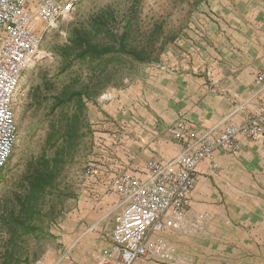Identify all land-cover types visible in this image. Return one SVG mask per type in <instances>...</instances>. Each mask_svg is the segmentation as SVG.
<instances>
[{"label":"rangeland","instance_id":"374dc122","mask_svg":"<svg viewBox=\"0 0 264 264\" xmlns=\"http://www.w3.org/2000/svg\"><path fill=\"white\" fill-rule=\"evenodd\" d=\"M70 1V14L55 29L46 31L39 24L45 57L21 72L15 91L16 142L0 173V205L10 189L8 264H100L101 254L112 248L113 217L120 209L110 193L112 183L122 172L141 177L147 162L159 160L135 163L133 145L128 144V161L120 163V131L97 130L90 112L125 100L131 102L126 111L134 123V98L150 94V82L180 72L182 65L193 76L209 73L206 68L228 57L216 50L220 41L210 27L215 16L232 13L225 1L221 10L215 8V0ZM245 6L235 7V12ZM124 32L125 50L139 52L143 60L118 52ZM84 40L99 53L115 50L82 57ZM73 93L88 95H81L79 109V97L68 103ZM70 115H75L72 134L77 130L72 140L66 135ZM178 124L187 130L182 117L172 130H179ZM228 124L239 123L226 119L209 130H223ZM127 137L137 139L134 133ZM25 154L39 159L37 167L45 175L44 190L23 214L13 194ZM3 238L0 229V241Z\"/></svg>","mask_w":264,"mask_h":264},{"label":"crops","instance_id":"0c3cea01","mask_svg":"<svg viewBox=\"0 0 264 264\" xmlns=\"http://www.w3.org/2000/svg\"><path fill=\"white\" fill-rule=\"evenodd\" d=\"M223 1L232 13L215 16L210 26L220 41L216 50L228 56L222 63L199 76L181 64L180 72L150 82V94L134 98V123L128 121L129 101L90 112L97 130L120 131V163L128 161V144L133 145V161L141 165L178 155L183 144L172 128L179 117L195 140L207 131L217 134L220 130L209 129L226 119L241 123L253 117L264 105V82L258 78L264 72V0H215V8L221 10ZM244 4L246 9L236 13L235 7ZM262 126L257 140L238 136L235 153L217 151L198 165L186 219L164 234L169 259L163 264H264ZM132 132L135 141L128 140Z\"/></svg>","mask_w":264,"mask_h":264},{"label":"built area","instance_id":"2783aa9c","mask_svg":"<svg viewBox=\"0 0 264 264\" xmlns=\"http://www.w3.org/2000/svg\"><path fill=\"white\" fill-rule=\"evenodd\" d=\"M71 9L70 0H0V173L16 142L13 105L21 72L45 57L38 26L55 29ZM259 79L264 81V74ZM263 123L264 105L245 122L228 124L217 134L207 131L195 140L178 124L179 130L173 131V137L183 144L178 155L147 162L141 177L122 172L112 183L110 193L120 209L113 217L112 248L101 254L99 263H165L169 247L164 234L186 219L198 165L211 161L217 151L235 153L238 136L257 140Z\"/></svg>","mask_w":264,"mask_h":264},{"label":"trees","instance_id":"16d2710c","mask_svg":"<svg viewBox=\"0 0 264 264\" xmlns=\"http://www.w3.org/2000/svg\"><path fill=\"white\" fill-rule=\"evenodd\" d=\"M126 35L127 34L125 32L121 35V39L118 42V52L127 53L136 60H143L144 58L139 52H136L135 50H125L122 42L123 38H125ZM83 44L85 46L84 48H82V52L80 54L82 55V57L86 55H102L115 50L113 48H106L101 50V52L99 53L97 52V48L90 46L86 42V40L83 41ZM81 95L85 96L87 95V93L71 94L68 103H71L73 101V98L79 97V100H77L75 103V105L79 109V107H82ZM74 119L75 115H70L68 116L66 121V126L68 127V129L66 130V135L69 140H72V138L75 137V133L77 132V130H75V133L73 132L74 134H72V130H70ZM58 154L59 153L57 152L55 153L56 156L54 155L52 161H57L56 157L58 156ZM38 161L39 159L34 157L32 154H25L23 159V171L20 174L18 186L14 190L13 196L16 202V206L19 207L21 213L23 214L26 213L30 208L32 198L41 194L44 190L42 182L44 181L45 174L37 167ZM0 229L1 233H3L4 235L3 240L0 241V264H8L10 260V189L8 190L7 196L4 198L2 204L0 205Z\"/></svg>","mask_w":264,"mask_h":264}]
</instances>
